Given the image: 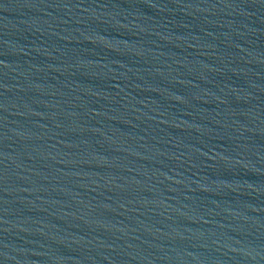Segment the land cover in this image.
Returning a JSON list of instances; mask_svg holds the SVG:
<instances>
[{"label": "water", "instance_id": "95a60500", "mask_svg": "<svg viewBox=\"0 0 264 264\" xmlns=\"http://www.w3.org/2000/svg\"><path fill=\"white\" fill-rule=\"evenodd\" d=\"M0 264H264V0H0Z\"/></svg>", "mask_w": 264, "mask_h": 264}]
</instances>
